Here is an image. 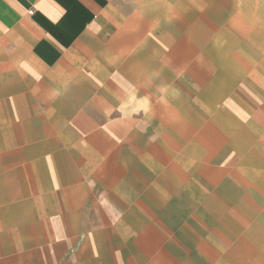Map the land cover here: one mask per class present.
Wrapping results in <instances>:
<instances>
[{"label":"crops","instance_id":"obj_1","mask_svg":"<svg viewBox=\"0 0 264 264\" xmlns=\"http://www.w3.org/2000/svg\"><path fill=\"white\" fill-rule=\"evenodd\" d=\"M0 264H264V0H0Z\"/></svg>","mask_w":264,"mask_h":264}]
</instances>
